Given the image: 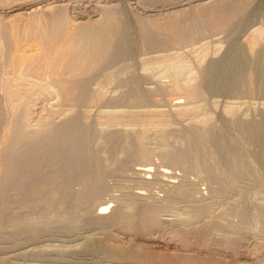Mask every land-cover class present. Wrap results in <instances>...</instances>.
Listing matches in <instances>:
<instances>
[{
  "label": "rangeland",
  "instance_id": "rangeland-1",
  "mask_svg": "<svg viewBox=\"0 0 264 264\" xmlns=\"http://www.w3.org/2000/svg\"><path fill=\"white\" fill-rule=\"evenodd\" d=\"M255 124L264 0H0V264H264Z\"/></svg>",
  "mask_w": 264,
  "mask_h": 264
},
{
  "label": "bare ground",
  "instance_id": "bare-ground-1",
  "mask_svg": "<svg viewBox=\"0 0 264 264\" xmlns=\"http://www.w3.org/2000/svg\"><path fill=\"white\" fill-rule=\"evenodd\" d=\"M18 5H19V3H17ZM79 4V3H78ZM11 6V5H10ZM21 6H23V5H21ZM19 7V6H18ZM14 8V7H13ZM82 10V9H81ZM87 13V12H86ZM196 14H194L193 16H191V22H190V30H195L196 32H197V29L199 30V29H201V28H206V29H208L209 27H212L217 21H219V22H221V21H223V20H225L226 19V17L228 16V14L230 13L229 11H228V9H227V6L226 5H224V4H222V5H219V6H215V7H211V8H206V6H205V8H199V10H197V12H195ZM60 16V15H59ZM61 18V17H60ZM57 23H59V22H57ZM51 24H52V26L54 27L55 25H56V23H55V21H54V19L53 20H51ZM47 27V26H46ZM52 27V28H53ZM55 28V27H54ZM58 29V28H57ZM100 29V28H99ZM102 29V28H101ZM92 31V30H91ZM100 32H102L101 30H99ZM105 31V30H104ZM56 32V31H55ZM54 33V32H53ZM61 32L58 30L55 34H57L58 36H59V34H60ZM98 34H99V32H98ZM97 33H96V35H98ZM104 34H105V32H104ZM56 35V36H57ZM93 35H94V33H93ZM95 35V36H96ZM55 36V37H56ZM105 36V35H104ZM62 37V36H61ZM89 37V36H88ZM99 37H100V35H99ZM185 37V36H184ZM91 38V37H90ZM93 38H94V36H93ZM97 39V38H96ZM101 39V38H100ZM58 40V39H57ZM62 40V39H61ZM94 40V39H93ZM98 40V42H99V39H97ZM102 40V39H101ZM92 41V40H91ZM52 42V41H51ZM85 42V41H84ZM105 42V41H104ZM103 42V43H104ZM102 44V43H101ZM67 45V44H66ZM70 46V45H69ZM83 46V45H82ZM91 46V45H90ZM89 46V47H90ZM88 47V48H89ZM95 48V47H94ZM84 49V48H83ZM90 49H91V47H90ZM88 50V49H87ZM75 52V51H74ZM78 53V52H77ZM80 53H81V51H80ZM79 53V54H80ZM70 54V53H69ZM78 54V55H79ZM82 54V53H81ZM80 54V55H81ZM88 53L86 52V55H87ZM90 54V53H89ZM96 54V53H95ZM77 55V56H78ZM79 55V56H80ZM83 55V54H82ZM91 55V54H90ZM71 56V55H70ZM72 57V56H71ZM81 57V56H80ZM84 57V56H83ZM77 58V57H76ZM236 59V58H235ZM80 60V59H79ZM71 61V60H70ZM73 62L75 61V57H74V60H72ZM77 61V60H76ZM230 61V60H229ZM245 61V60H244ZM67 62V61H66ZM73 62H71V63H73ZM80 62V61H79ZM70 63V62H69ZM240 63V62H239ZM75 64H76V62H75ZM235 65V64H234ZM221 66V65H220ZM226 66V65H225ZM239 66H240V64H239ZM74 67H75V65H74ZM216 67V66H215ZM222 67V66H221ZM69 68H71L70 66H69ZM73 68V67H72ZM76 68V67H75ZM214 68V67H213ZM212 68V69H213ZM79 69V68H78ZM215 69V68H214ZM77 70V69H76ZM227 71V70H226ZM232 71V70H231ZM230 72V71H229ZM239 72V71H238ZM216 73V72H215ZM234 73H236V72H234ZM231 74V73H230ZM234 76V75H233ZM41 90V89H40ZM36 95V94H35ZM38 96V95H37ZM38 98V97H37ZM174 105V104H173ZM34 114V113H33ZM252 130H253V133H254V136H255V138H256V140L259 142V144H260V147H261V150H262V153L264 154V127L262 126V125H253L252 126ZM67 133V134H66ZM65 134H66V141H63V139L61 138L60 139V141L62 140L63 141V143H62V145L65 143V142H67V143H69V140L71 139V135H72V132L70 133V131L69 132H66ZM64 134V135H65ZM141 137H142V135L141 136H139V139H141ZM64 138V137H63ZM66 143V144H67ZM64 146V145H63ZM198 146V145H197ZM67 147H70V146H67ZM67 147H66V150H67ZM74 147V146H73ZM64 148V147H63ZM191 148V147H190ZM62 149V148H61ZM223 149V148H222ZM63 150V149H62ZM70 148L68 149V152H69V156L71 155L70 154ZM206 150V149H205ZM77 151V150H76ZM76 151H74V154H75V152ZM222 151V150H221ZM224 151V150H223ZM65 152H67V151H65ZM67 152V153H68ZM80 153V152H79ZM79 153H78V155L77 156H80L79 155ZM208 153V152H207ZM261 153V152H260ZM73 154V153H72ZM68 155V154H67ZM146 154H145V152L144 151H140V158H143V159H145V157L147 156H145ZM194 155V154H193ZM76 156V157H77ZM204 156V155H203ZM263 155L261 154V157H262ZM70 157H73L74 158V155H71ZM82 157V156H81ZM187 158H188V156H186ZM202 157V156H201ZM80 157H78V159H79ZM148 158V157H147ZM189 158H190V156H189ZM196 158V157H195ZM206 158V157H205ZM70 159V158H69ZM74 159H76V158H74ZM73 159V160H74ZM83 159V158H82ZM210 159V158H209ZM71 160V159H70ZM77 160V159H76ZM75 160V161H76ZM204 160H206V159H204ZM208 160V159H207ZM72 161V160H71ZM81 161V160H80ZM202 161V160H201ZM77 162V161H76ZM147 162V161H146ZM214 162V161H213ZM29 163V162H28ZM71 163V162H70ZM74 163V162H73ZM30 164V163H29ZM28 164V165H29ZM75 164V163H74ZM96 164V163H95ZM200 164V163H199ZM211 164V163H210ZM79 165V164H78ZM152 165V164H151ZM197 165V164H196ZM24 166V165H23ZM73 166V165H72ZM214 166V165H213ZM27 167V166H26ZM152 166H150V164H146V163H142V164H140V166L136 169L137 170V172H138V174H140V175H143L144 177L146 176V177H148V175H149V173H151V171L153 170L152 168H151ZM198 167V166H197ZM73 168V167H72ZM71 168V169H72ZM202 168V167H201ZM206 168V167H205ZM25 169V168H24ZM208 167H207V171H208ZM206 170V169H205ZM204 171V170H203ZM161 172V171H160ZM169 173H171V172H169V170L167 169H163L162 170V174L165 176V175H167V174H169ZM23 174V173H22ZM25 175V174H24ZM23 176V175H22ZM168 176V175H167ZM169 177V176H168ZM173 177V176H172ZM20 178V180H18V184L20 183V185L21 184H25L26 182H25V177L23 178V177H19ZM152 178H153V174H152ZM161 178V177H160ZM3 179H4V177H3ZM165 179H167V178H165ZM170 179V178H169ZM5 180V179H4ZM7 180V179H6ZM5 180V181H6ZM171 180V179H170ZM170 180H168L167 179V181H169L170 182ZM173 180V179H172ZM171 180V181H172ZM162 181V180H161ZM2 182V181H1ZM6 183H7V181H6ZM9 184V183H8ZM23 184V185H24ZM7 184H5L4 185V181L2 182V184L0 185V200L2 199V197L5 195V186H6ZM17 185V184H16ZM22 185V187L23 188H25L24 186ZM26 185V184H25ZM9 188V187H8ZM18 188V187H17ZM137 193L138 194H142V192L141 191H137ZM145 194V193H144ZM4 198V197H3ZM108 206H109V204L108 203H106V202H101V204H99L98 205V208H97V210H96V212H97V214H104V213H106V211H107V209H108ZM151 208V207H150ZM143 209V208H142ZM154 210V209H153ZM157 213V210L155 211L154 210V212H151L150 210H147V209H143V210H141V211H139V213H140V215H139V218H140V227H141V229H147V228H155V227H157L158 225H159V223H157L158 221H156L155 220V214ZM158 214V213H157ZM114 219H116L115 221H119V222H121V220L119 219V217L118 216H116ZM122 223V222H121ZM126 225V224H125ZM123 227V226H122ZM160 228V227H159ZM158 228V229H159ZM131 229V228H130ZM140 229V230H141ZM148 230V229H147ZM143 231V230H142ZM150 236H152V235H150ZM155 238V237H154ZM164 238V237H163ZM153 238H151V237H149V240H145L146 242L148 241V242H152L151 240H152ZM154 240H156V239H154ZM144 241V240H143ZM155 242L159 245V246H164L165 244L162 242V240H160V239H158L157 238V240L156 241H154V244H155ZM150 244H152V243H150ZM162 244V245H161ZM167 248V247H166ZM135 249V248H134ZM126 250V249H125ZM146 252V251H145ZM123 253H125V254H127V255H134V253L135 254H137L136 256H138L139 254H143V252L142 251H137L136 250V252H131L130 250H126V251H124L123 250ZM122 253V254H123ZM156 253V252H155ZM140 255V256H141ZM152 255V254H151ZM155 256H156V254H155ZM151 257V256H150ZM250 261V260H249ZM254 262V261H253ZM249 264V263H248Z\"/></svg>",
  "mask_w": 264,
  "mask_h": 264
}]
</instances>
